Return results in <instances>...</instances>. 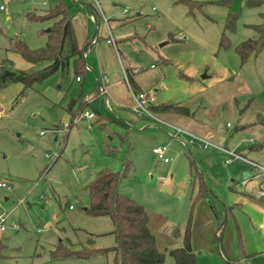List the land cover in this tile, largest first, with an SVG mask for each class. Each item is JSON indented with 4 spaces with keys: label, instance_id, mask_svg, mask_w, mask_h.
<instances>
[{
    "label": "rangeland",
    "instance_id": "rangeland-1",
    "mask_svg": "<svg viewBox=\"0 0 264 264\" xmlns=\"http://www.w3.org/2000/svg\"><path fill=\"white\" fill-rule=\"evenodd\" d=\"M197 1L203 5L193 13L172 0H100V4L129 76L137 72L148 80L168 61L163 82L173 94L181 93L175 85L176 71L192 74L196 79L192 87L233 77L227 88L239 89V103L233 112L222 104L214 122L232 125L231 142L224 147L246 148L248 159L264 165V124L256 122L259 114L264 115V50L244 63L235 50L240 42L257 36L251 25L262 22L264 5L247 6L248 0ZM81 2L92 0H4L0 76L2 67L8 74L47 64H32L8 50L16 39L31 49L47 45L52 21L31 19L30 13L42 14L62 3L74 15L83 10ZM230 13L239 14L234 31L225 26ZM96 15L101 24L99 11ZM88 21L92 37L100 25ZM223 36L227 46L221 45ZM82 78L77 81L71 67L66 74L56 71L24 90L18 80L2 86L0 77V181L8 184L0 188V216L7 217L6 229H0V264H115L111 250L67 258L52 252L60 244L73 250L116 244L111 219L91 216L84 208L90 202L87 184L96 173L103 168L122 170L125 158L132 168L118 189L146 208L149 229L165 254L160 264H174L169 250L183 245L188 224L197 264H247L260 253L264 198L254 194L258 179L243 184V166L256 174L253 166L238 158L226 162L228 154L212 146H186L180 142L189 139L180 136L175 139L179 145L168 144L167 164L153 152L152 142L147 148L153 138L134 131L133 123L119 115L115 105L108 107L103 95ZM79 94L88 96V110L96 117L79 115L70 124L66 108ZM157 99L160 102V95ZM131 116L139 119L133 111ZM152 123L157 120L152 118ZM242 123L248 126L235 131Z\"/></svg>",
    "mask_w": 264,
    "mask_h": 264
},
{
    "label": "trees",
    "instance_id": "trees-1",
    "mask_svg": "<svg viewBox=\"0 0 264 264\" xmlns=\"http://www.w3.org/2000/svg\"><path fill=\"white\" fill-rule=\"evenodd\" d=\"M174 4H185L190 13H193L196 7H201L202 2L197 0H172ZM225 0L215 1L218 4H224ZM83 4V3H82ZM247 6L257 7L264 5V0H248ZM85 9L93 14L94 8L91 4L84 3ZM238 13H230L226 20V29L234 31ZM262 22L253 24L251 27L256 31L257 36L246 39L236 45L235 50L244 63L251 55H256L264 50V12L261 14ZM73 14L70 6L60 3L55 8H51L42 14L35 12L29 14L31 19L51 20L53 25L48 31V43L46 46L31 49L21 40L16 39L11 42L9 51L19 54L24 60L36 64L46 62L47 64L36 70H17L16 74L5 73L6 68L2 67L1 85H6L11 80H18L24 84L27 90L35 81H40L56 71L68 73L72 67L76 77H81L87 71L84 58L85 48L78 45L74 26L72 23ZM228 38L223 36L221 45L227 46ZM24 92V91H23ZM82 98V102L76 111H73L72 104L75 100ZM67 107L70 113V124L74 122L77 116L81 115L89 103L88 100L79 95ZM155 113L165 111H175L181 114L190 115V110L181 105L172 103L152 106ZM256 122L264 124V115L259 114ZM238 153H242L239 151ZM244 156V155H243ZM132 168V162L125 158L124 167L120 171H113L108 168L99 170L95 177L87 184L90 193V202L85 211L91 216H107L114 224L113 234L116 244L109 248L93 249L84 247L80 250L69 249L62 244L56 246L52 254L56 257H88L95 252H114L115 264H160L164 261L165 254L160 252L156 239L149 229L148 213L143 204L131 198L118 189V185L124 179ZM224 226V225H223ZM222 226V228H223ZM221 236H219L220 238ZM221 239V238H220ZM92 238L89 239L91 243ZM221 246V243L220 245ZM2 244L0 242V250ZM174 258V264H197L194 250L191 245L190 224L185 231L183 245L169 250Z\"/></svg>",
    "mask_w": 264,
    "mask_h": 264
},
{
    "label": "crops",
    "instance_id": "crops-1",
    "mask_svg": "<svg viewBox=\"0 0 264 264\" xmlns=\"http://www.w3.org/2000/svg\"><path fill=\"white\" fill-rule=\"evenodd\" d=\"M82 3L83 2H81L80 5L83 10L81 9V12L78 11L73 15L72 23L78 45L81 48L86 49L84 51V58L87 68V71L84 74L87 80L86 84L89 87L94 86V90L101 94V96L103 95L108 107H110V104L115 105L117 113L129 119V121L133 123L131 128L134 131L142 132L144 138H153L147 146L148 149L151 142L154 144L153 149L162 145H166L168 147V144L171 142L173 144L175 143L179 145V143H177L178 141H175V139L179 140V136L183 139H189L188 143H185L180 139V143H183L186 146L189 144L197 145V142L193 143L191 141V134L208 140L216 145H220L221 147H224V143L230 144L231 140L229 138V128L232 127L231 123L228 122L224 127L220 123H215L214 119L219 107L222 104L226 103L229 111L233 112L234 106L239 103V99L237 98L239 95H241L239 89L232 90L231 88H227L229 87L228 82L232 83L230 80L234 81L233 77L231 79L217 78L215 84H203V86L196 85V87H192L196 81L195 77H193L192 74L189 75L182 71H176L174 73V77L177 80L175 85L177 89L181 90V93L173 94L171 91H167L168 85L163 82L166 77V68L168 65H170L168 61H164L165 65L167 66L166 68L161 67L160 70H157V72L153 74L148 80L143 79L140 75H138L137 72H134L133 76H129L128 67L124 66L116 50L115 45L117 40L115 39V44L107 41L110 34L113 36V29L110 26L109 20L107 19V22H105L104 19H101V25L97 21L98 15H96V12H93L96 18L93 19V14L88 12L84 7V3ZM100 18H102V16H100ZM89 19H93L98 23V25H100V29H95V33L92 37L91 27L88 21ZM153 68L156 69V67ZM8 74L10 73L8 72ZM77 78L78 77H76L77 81H83L82 76L80 80ZM130 87L132 90L136 91H154L158 104L164 105L172 103L185 106L190 110V115L181 114L175 111L160 112L157 113L158 118L160 119L157 120V124L152 123V118L148 115L145 117L143 114H139V119L134 117L132 118L131 111H133L132 107L134 100ZM161 91H164V93ZM79 95H77L75 98L73 97L69 104L72 103L73 100L77 99ZM159 95L160 102L157 99ZM84 97L88 100L90 105L88 96ZM81 102L82 98L75 100V102L72 104L73 111L78 109ZM86 110H88V107ZM66 112L70 119L71 116L67 111V108ZM247 126L248 123H242L239 127H236L235 131L242 130ZM167 131H170V133ZM200 148H202V146ZM224 148L235 152L241 151L243 152L241 155H244V157H246V152L249 151L246 148L241 149L240 146L238 148L237 145L233 149L226 147ZM219 150L224 152V154H227L222 149ZM169 162L170 160L166 163L169 164ZM244 162L247 164V166H252L250 163L246 161ZM172 169V164L167 165V170L169 172H171ZM243 170L245 180L248 179L247 183L245 184H248V181L252 178L253 174L245 166H243ZM201 192L202 190L198 192L196 200L200 198L199 196H201ZM6 199H8V197H6ZM70 208L73 209L74 207H71L70 205ZM86 208H84V210ZM262 225L264 226V222ZM259 251V254H254L251 256V261H248L247 264H264V248Z\"/></svg>",
    "mask_w": 264,
    "mask_h": 264
},
{
    "label": "built area",
    "instance_id": "built-area-1",
    "mask_svg": "<svg viewBox=\"0 0 264 264\" xmlns=\"http://www.w3.org/2000/svg\"><path fill=\"white\" fill-rule=\"evenodd\" d=\"M4 0H0V19L2 18L3 13L6 11V6L3 3ZM90 4L93 6L94 11L97 12L99 11V13L101 14L102 18L104 19L105 22H107V18L105 17L102 8H101V4H100V0H92V2H90ZM93 19L95 18V14L93 13L92 15ZM108 42L115 44V38L110 34L108 39ZM78 80L81 79V77L77 78ZM131 89V87H130ZM132 96H133V100H134V104L132 107L133 112L138 113V114H146L149 117L155 119V120H160L158 118L157 113H155L152 110V106L157 104V100H156V95L154 91H143V90H132ZM82 117L88 118V119H92L94 118L96 115L93 111H89V110H85L82 114ZM192 136V142L195 143L197 142L199 146H204V147H209L212 146L214 148H219L222 149L223 151H225L228 154V157L226 159V162H231L234 158H238V159H242L248 163H250L257 171L256 174H253L252 178L258 179L259 181V185L257 186V188L255 189V196L258 198H264V165L259 164L258 162H255L253 160L247 159L246 157H244L243 155H241L238 152L235 151H231L228 149H225L224 147H221L220 145H216L208 140L202 139L198 136H195L193 134H191ZM167 151H168V147L166 145H162V146H158L155 147L153 149V152L156 153L158 155V157L162 160H164L165 162L169 161V158L167 157ZM244 184L247 183V179L243 182ZM8 187V184L6 181L1 180L0 181V188H5ZM71 207H73L71 205ZM6 216H0V229L1 230H5L6 227L4 225V222L6 220ZM14 228H18L17 225L14 226Z\"/></svg>",
    "mask_w": 264,
    "mask_h": 264
},
{
    "label": "water",
    "instance_id": "water-1",
    "mask_svg": "<svg viewBox=\"0 0 264 264\" xmlns=\"http://www.w3.org/2000/svg\"><path fill=\"white\" fill-rule=\"evenodd\" d=\"M10 74H15V72H9ZM244 177H245V175H244Z\"/></svg>",
    "mask_w": 264,
    "mask_h": 264
}]
</instances>
